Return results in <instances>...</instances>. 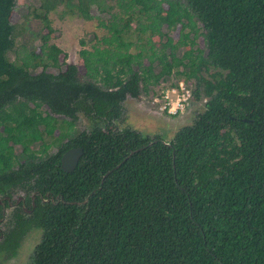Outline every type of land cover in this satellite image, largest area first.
<instances>
[{
	"label": "trees",
	"instance_id": "16d2710c",
	"mask_svg": "<svg viewBox=\"0 0 264 264\" xmlns=\"http://www.w3.org/2000/svg\"><path fill=\"white\" fill-rule=\"evenodd\" d=\"M77 1L90 18L88 0ZM15 2L0 0V197L59 199L37 203L27 219L16 214L2 248L13 251L32 225L42 234L29 264H264V0H130L147 21L139 31L157 36L162 50L132 54L125 42L121 51L128 18L102 40L118 43L114 50L79 52L83 82L72 65L45 72L61 65V51L45 41L29 60L11 61ZM38 7L48 28L55 1ZM161 24L180 25L178 39ZM172 73L204 99L192 122L167 142L118 129L126 98ZM80 113L94 124L73 134ZM51 145L58 147L49 154ZM73 147L82 157L65 172L60 158Z\"/></svg>",
	"mask_w": 264,
	"mask_h": 264
},
{
	"label": "rangeland",
	"instance_id": "374dc122",
	"mask_svg": "<svg viewBox=\"0 0 264 264\" xmlns=\"http://www.w3.org/2000/svg\"><path fill=\"white\" fill-rule=\"evenodd\" d=\"M53 1H55V7L47 14V28L43 20L35 16V13L39 12L38 6L41 0H16L15 7L10 14V21L15 26L13 50L8 53L11 61L19 63L24 58L29 60L39 53V46L45 41L47 45H53L61 51L58 56V60L61 62L60 68L47 67L45 72L52 76H58L72 65L75 67L77 79L83 82L87 80V77L79 52L83 49L91 51L93 47L114 50L118 43L113 42L109 45L102 40L112 35L111 27L116 26L120 29L128 18H131L129 29L121 33L122 39L119 43L121 51L125 50L123 48L125 42H131L128 52L132 54L139 51L148 54L152 50L156 52L162 50L157 43L159 40L157 36L151 37L148 31H139L138 23L146 24L147 21L144 15L136 9L128 8L130 0H88L86 7L90 18L85 17V14L78 9L77 0ZM163 6L166 7L165 2ZM196 26L201 27L198 22H196ZM161 32L175 41L180 34V25L168 28L161 24ZM149 39L150 43H154L151 50V45L147 42ZM164 40L165 36H162L160 41ZM195 43L199 48L204 49L201 36L196 39ZM184 49H186L184 46L178 48L176 55L180 56ZM140 61L146 65V56L144 55ZM108 65L110 66L111 63ZM153 67V71H157L158 63L155 62ZM133 69L138 70L136 65H133ZM40 70H42L41 66L32 72L36 73ZM175 80L183 83L186 81L183 77H177L172 73L169 77L159 80L158 83L148 85L147 91H141L137 98L127 97L122 104V118L115 122L116 127L123 129L125 126H129L149 138L159 136L164 141H169L175 131L190 124L204 106V99L193 98L181 113L171 115L166 110H161V97L155 94V89L162 82L171 83ZM188 82L190 89L193 90L194 82L192 80H188ZM40 109L45 111L46 107L42 106ZM93 124L92 119L80 113L74 122L72 132L76 134L82 130L89 131ZM38 145L39 143L32 145L33 151H36ZM57 147V145H51L47 153L56 152ZM14 149L16 153L19 152L18 146H15ZM41 234L40 228L30 225L27 231L20 233L17 238L15 251L2 252L0 250V264H29V256L32 254L34 246L39 242Z\"/></svg>",
	"mask_w": 264,
	"mask_h": 264
},
{
	"label": "flooded vegetation",
	"instance_id": "af4514ba",
	"mask_svg": "<svg viewBox=\"0 0 264 264\" xmlns=\"http://www.w3.org/2000/svg\"><path fill=\"white\" fill-rule=\"evenodd\" d=\"M25 195L26 193L24 191H18V192H11L9 196L6 195L0 197V244H1L0 250H2V252L11 251V248L1 249V247H3V243L6 237L8 236V234L18 226L17 221H15L16 214L23 219H27L29 216L32 215L33 213L32 211L34 208H36L37 203L38 204L48 203V202L54 203L55 200L59 199L58 196L56 197L48 196L47 193L45 194L44 197L39 194L38 201L36 199L35 194L28 195L27 199ZM27 229H25L24 232L27 231Z\"/></svg>",
	"mask_w": 264,
	"mask_h": 264
},
{
	"label": "built area",
	"instance_id": "2783aa9c",
	"mask_svg": "<svg viewBox=\"0 0 264 264\" xmlns=\"http://www.w3.org/2000/svg\"><path fill=\"white\" fill-rule=\"evenodd\" d=\"M190 83L177 81L168 83L167 81L157 85L155 94L161 97V110H166L169 114L174 115L184 111L190 100L193 99V90L190 89ZM156 101V100H154Z\"/></svg>",
	"mask_w": 264,
	"mask_h": 264
},
{
	"label": "water",
	"instance_id": "95a60500",
	"mask_svg": "<svg viewBox=\"0 0 264 264\" xmlns=\"http://www.w3.org/2000/svg\"><path fill=\"white\" fill-rule=\"evenodd\" d=\"M81 157L82 149L80 147L70 148L62 154L60 158V166L65 172H71L76 167ZM86 200L87 199H85L83 202H86Z\"/></svg>",
	"mask_w": 264,
	"mask_h": 264
}]
</instances>
